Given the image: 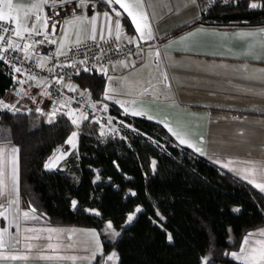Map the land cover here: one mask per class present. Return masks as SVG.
<instances>
[{"label": "trees", "instance_id": "obj_1", "mask_svg": "<svg viewBox=\"0 0 264 264\" xmlns=\"http://www.w3.org/2000/svg\"><path fill=\"white\" fill-rule=\"evenodd\" d=\"M93 1L99 8L118 10V6ZM250 2L264 5V0H238V4L199 0L200 18L220 25L263 24L264 7L251 9ZM120 20L124 31L132 34L133 25L125 13L121 12ZM72 81L90 97L103 98V73L80 71ZM10 83L0 66V97ZM48 114L0 107V124L8 126L9 141L19 149L21 207L34 208L50 225L96 228L101 233V252L115 249L117 264H201L205 256L214 264H243L223 253L237 249L246 232L264 224V193L259 189L180 145L161 123L129 115L126 118L133 128L125 131V138L103 134L97 123L81 119L76 149L57 168L46 170V159L74 129L68 116L57 113L49 123ZM145 134L162 141L163 147ZM152 158L155 173L150 167ZM96 168L101 180L94 184ZM73 198L78 202L75 209L71 207ZM137 205L144 211L130 225L122 226ZM86 207L96 208L100 215L90 214ZM233 208L240 211L234 213ZM156 209L164 221L157 219ZM106 221L120 228L121 235L106 239L102 231ZM157 224L172 234L174 243L167 242L165 231ZM100 256L79 264H100Z\"/></svg>", "mask_w": 264, "mask_h": 264}, {"label": "crops", "instance_id": "obj_2", "mask_svg": "<svg viewBox=\"0 0 264 264\" xmlns=\"http://www.w3.org/2000/svg\"><path fill=\"white\" fill-rule=\"evenodd\" d=\"M37 2L38 0H12L14 7L11 16L15 18L12 20L14 27L17 23L21 30L33 27V20L37 15L33 5ZM124 2L130 3L132 0ZM142 4V10L148 15L153 35L157 40L139 41V33L134 27L132 34L127 33L120 20L119 40L125 42L128 38L135 37L137 42L144 43V46L140 48L142 50L138 49L132 55L108 61L104 68L106 73L102 71L103 69L98 71L105 76L103 96L107 89L111 97L104 101L120 112L125 113V109L128 112L141 111L145 115L139 117H152L150 120L161 123L167 131L171 128L181 138L201 148L203 156L213 162L233 161L232 166L237 169L254 168L256 170L254 178L257 182L264 183V49L260 46L264 37L251 38L250 42L255 48L253 56L243 54L247 50L248 42L236 39L232 35L240 31L264 29V23L254 25L208 23L200 18L199 0H196L195 4L190 0H142ZM115 6H118L117 11L123 12L119 5ZM45 8L46 6L39 14L44 15ZM0 10L7 11L3 5H0ZM105 12L112 16L111 34L103 16ZM94 13L97 14L95 22L97 39H101L102 26L104 38L117 37L115 30L117 18L112 11L97 7L93 0H85L81 14L67 18V22L56 20L59 23L54 34L57 40L55 50L64 52L75 44L77 39L81 42L90 40L93 33L89 21ZM53 21H47V33H52ZM24 36L28 34L24 33ZM16 39L20 38L14 35V41ZM157 51L159 56L156 55ZM38 61L43 62V59ZM34 77L36 79H30L29 82L31 80L36 84L43 82L41 77ZM72 110L77 109L71 107L67 112ZM9 164L11 178V161ZM14 198H17V194L12 190L6 196L0 195V204L4 205L0 211L7 212L6 217H0V229H7V240L11 241L13 236H17L20 243L14 248H0V264L86 262L82 259L84 257L77 255L54 253L55 249L50 250L52 254L42 255V252L38 256L31 255L26 246L30 241L28 239L21 241L22 227L50 224L36 213L34 215L38 217L37 219H23L22 213L30 209L21 207L19 203L10 207L8 201ZM15 216L20 217L18 228L13 221ZM86 228L78 232L88 233L96 230L94 227ZM261 229H264V224L249 230L244 236ZM44 233L49 234L43 231L37 244L42 245V239L45 241ZM35 234L36 231L33 232V237H28L29 240H33ZM242 239L239 247L230 252L240 250ZM255 239L264 237L257 235L253 238ZM24 242L26 245L23 247ZM42 248L40 247V250ZM12 256L27 258L13 260ZM69 257L76 259L72 260Z\"/></svg>", "mask_w": 264, "mask_h": 264}, {"label": "snow or ice", "instance_id": "obj_3", "mask_svg": "<svg viewBox=\"0 0 264 264\" xmlns=\"http://www.w3.org/2000/svg\"><path fill=\"white\" fill-rule=\"evenodd\" d=\"M192 4L196 3V0H190ZM75 3L76 5L79 6V8L82 10L85 7V0H61V4L58 10L57 7V0H51V3L49 0H38L37 3L33 5V8L36 9L37 15H35L34 20H33V27L31 29L25 27L23 30H21L19 23L16 24L15 27L7 26L4 23H0V61H3L4 64L9 68V70L13 73H26V69L21 67H17V64L23 65L24 62L29 61L32 59V56L30 54L31 49L33 48V44L31 43H25L21 45L20 43H13L10 40V37L14 34L15 37H18L20 39H25L24 33L28 34V38H31L33 36H40L43 37V39L36 41L35 43L38 44H43L45 42H50L52 44H56L57 40L48 39V33H47V14L41 15L39 14L42 11V8L46 6L48 8V11L51 13L52 16L56 17L59 16L60 11H64L63 5H68V4H73ZM101 3L104 5L112 6V5H119L120 9L123 10L124 13H126L127 17L130 18V21L134 27V29L139 33V41H150L154 40L155 37L153 35V30L151 23L149 22V17L148 15L142 10L143 9V4L142 0H132L130 3L124 2V0H101ZM224 3H231V4H238V0H224ZM0 5H3V8L6 9L7 11H2L0 10V22H7L10 20L15 19L14 17L11 16V12L13 11V3L12 0H0ZM264 7V5H261L257 2H250L249 3V8L251 9H258ZM112 13L116 16V22H115V30H116V35L117 37L120 36V18H121V12L117 11L116 8L112 7L111 8ZM71 12L74 14L76 12V8L73 7L71 9ZM69 16V12L65 11V17H64V22H67V18ZM104 18L106 19L108 23V31L109 34L112 32V16L108 14V12H105L103 14ZM96 17L97 14L94 13L92 19L89 21V23L92 24V36L91 40L95 41L97 39L95 33H96ZM57 23L59 21L54 20L52 23V35L56 33V27ZM36 25H39L37 27ZM103 32L104 28L103 26L101 27V36L100 38L103 39ZM234 38L244 40L248 42V47L245 53V55H255V48L254 45L250 42L251 38L256 37V36H261L264 37V29H258L256 31H240L232 34ZM9 37V39H5V37ZM183 39V38H182ZM129 44H133L136 49H140V43L137 42L135 37L128 38L127 41ZM7 44V47H4V44ZM77 44H80L81 41L79 39L76 40ZM179 43V42H177ZM261 49H264V41H261ZM9 53L13 55H8ZM60 55H67L66 52H60ZM132 52H129V55H131ZM156 55L159 56V51L156 52ZM93 60L97 59V57L93 56ZM86 63L85 60L79 61L80 65H84ZM38 67L43 68L45 65L43 62H40ZM61 67H69V68H77V62L74 60H70L67 64L61 65ZM54 69H49V71H52ZM80 71L84 72H91L92 69L90 67H83L82 69L77 70V75L80 74ZM104 73H106V69L102 70ZM29 79H36V77L29 75ZM55 79V78H54ZM167 79V76L165 74V80ZM18 83H23L24 81H17ZM56 83H62L63 82V77H59L58 79L55 80ZM71 91L76 92L78 89L76 87H71ZM20 93H17L19 95ZM44 95L50 96L51 93L45 91ZM87 95V90L84 92H80V96L84 97ZM111 97L108 95V91L106 89L104 96L102 100L99 102L101 108H105L106 105L103 104V99H110ZM93 108H96V104L91 105ZM0 107H3L4 109L8 110H15V105H10L8 103L3 102L0 100ZM39 110V109H38ZM59 112V109L53 108V110L48 114V122L52 123ZM125 114L126 115H135V116H144L145 114L141 111H133V112H128L127 109H125ZM64 115H67L69 117V123L73 126H76L77 128L79 127V124L81 122V119H87V116H82L81 118H77L76 116V110H72L70 112L64 113ZM147 119H152V117H146ZM130 127V126H129ZM115 131V130H113ZM168 131L172 133V136L176 138V140L179 142L180 145H186L189 148H194V151L196 153H199L200 155H204V152L201 148L195 147L192 143H190L188 140L181 138L180 135H178L176 132H173L171 128H168ZM146 138L151 140L152 138L150 136H147L145 134ZM78 137V132L77 131H71L70 135L68 138L65 140V144L69 145L71 149L76 148V140ZM153 143L157 145V147H160L161 145L159 144L158 141L153 140ZM19 152V149L13 148L12 149V168H11V179H12V192L17 194V198H14L10 201H8L9 206L11 207L12 205H18L19 200H18V159H17V153ZM69 152H63L61 149H57L56 152L53 153L52 157L49 158L48 161L45 162L44 168L46 170H52L57 168V164L61 159L66 158L67 155H69ZM218 165L223 167L224 169H228L230 172L235 173L239 178L247 181L248 183L252 184L256 189H259L262 193H264V183L262 182H257V180L254 178L256 174V170L254 168H244V169H237L233 167V161H227V162H221L219 160L215 161ZM114 166L117 168L119 171V165H117L115 162H113ZM150 167L155 173L156 171V161L152 160L150 162ZM97 172V175L93 179V183H97L98 181L101 180L100 175L98 174V170H94ZM109 180L111 179L110 177L108 178ZM2 183V182H0ZM3 193H0L2 195ZM130 195H136L135 192H130ZM78 205V202L76 200L71 201V207L76 208ZM4 207L3 204H0V208ZM85 211H89L90 214L92 215H100L98 211L95 210H88L85 209ZM144 209L141 206H137L134 211L130 214L127 215L126 217V225H130L134 219L136 218V215L138 213H142ZM156 211V217L159 221H164L165 217L159 212L158 209ZM240 211L239 208H233L234 213H238ZM30 213L32 215L30 216ZM35 209L31 208L30 211H24L22 213L23 219L27 220L29 218L31 219H37L34 215ZM7 212L6 211H0V217H6ZM19 216L13 217V221L16 223V227H19ZM11 223V222H10ZM153 223H157L156 220L153 221ZM157 226L161 227L162 231H165L166 234V240L169 244L174 243L173 236L170 232H167L166 229H163L160 224H157ZM34 231V230H33ZM55 231V230H53ZM231 231V230H229ZM104 232L109 234V238L113 239L115 237H118L121 235L119 231H113V225L109 221L107 223V227L105 228ZM101 233H97L94 230L91 231L90 235L92 236V239L94 241V246H93V257L100 253L102 251L100 242H99V235ZM7 235V229H0V248H14L17 244L20 243V240L17 236H13L11 238V241L6 239ZM259 235L260 237H264V229L259 230L258 232H249L246 236L243 237V242L242 246L240 247V250L233 251V252H224L223 255L230 257L233 261H241L243 264H264V239H255L253 238L255 236ZM25 239H30L28 237H25ZM29 249L34 247L32 244H27L26 245ZM48 247H54L53 245H48ZM27 257L25 256H12L11 259L16 260V259H26ZM45 259H52L53 257H43ZM69 259L75 260L76 257H69ZM118 256L115 252L109 254L106 258L105 264H107L108 261H114L118 260ZM202 264H214V261L210 259V257L205 256L201 258Z\"/></svg>", "mask_w": 264, "mask_h": 264}, {"label": "built area", "instance_id": "obj_4", "mask_svg": "<svg viewBox=\"0 0 264 264\" xmlns=\"http://www.w3.org/2000/svg\"><path fill=\"white\" fill-rule=\"evenodd\" d=\"M61 1L57 2V7L59 10ZM64 11H60L59 16H52L45 8V14H47V21L53 20H64L65 11L69 12V16L73 17L82 13L78 5L75 3L63 5ZM75 7L76 12L73 14L71 9ZM4 23L7 26H13L12 20ZM48 39H55L54 35L48 33ZM9 39V37H5ZM43 39L40 36H33L25 39H16L14 41V34L10 37L11 42L20 43L21 45L25 43L33 44V48L30 51L32 59L23 63V65L17 64V67H23L27 71L26 73H13L0 61V66L4 72L11 78V83L6 88L4 94H8L11 100H2L10 105H15L18 109H35L38 111H44L50 113L53 108L59 109L58 113H67V109L74 107L81 112L82 116H87V120L94 121L98 124L101 131L105 134H113L125 138V131H131L132 126L130 121L126 118V114L114 109L111 105L103 99V104L106 105L105 108H101L99 102L102 98H93L89 95L84 97L80 96L78 87L73 83L72 76L77 73L78 69L83 67H90L92 70L101 71L104 69L107 62L115 58L126 57L131 51L132 54L136 53L138 49L134 47L133 44H129L127 41L121 42L118 37L108 36L103 39L86 40L80 44L71 45L66 51L67 55H60V52L55 50V44L50 42H45L43 44L35 43ZM157 39H154L156 41ZM140 43V48L144 46V43ZM7 47L5 43L3 45ZM131 54V55H132ZM8 55H13L9 53ZM95 56L97 59L93 60L92 57ZM38 59H43V68L38 67L40 63ZM70 60L77 62V68L61 67V65L67 64ZM85 60L84 65H80L79 61ZM49 69H54L49 71ZM29 75L39 76L43 79V82L36 84L33 80L29 82ZM63 77L62 83H56L55 80L59 77ZM55 78V79H54ZM24 81L23 83H18L17 81ZM71 87H76L78 90L73 92L70 90ZM47 91L51 93L50 96L44 95ZM17 93H20L17 95ZM3 94V95H4ZM3 95L0 97L2 98ZM14 97V98H13ZM96 104V108L91 105ZM67 116V115H66ZM130 126V127H129ZM115 130V131H113Z\"/></svg>", "mask_w": 264, "mask_h": 264}, {"label": "rangeland", "instance_id": "obj_5", "mask_svg": "<svg viewBox=\"0 0 264 264\" xmlns=\"http://www.w3.org/2000/svg\"><path fill=\"white\" fill-rule=\"evenodd\" d=\"M208 1H213V0H208ZM6 99L11 100V98H9V95L5 93L3 97L0 98V100H6ZM76 116L77 118L82 117L81 112L79 110H76ZM72 131H77V127L74 126V129ZM70 133L67 135L65 140L68 138ZM65 140L54 149V151L51 153L52 155L54 152H56L58 148L61 149L63 152H69V153L72 150L76 149V148L71 149L69 145L65 144ZM151 140H155V139L152 138ZM156 141H158L161 147H163L164 143L162 141H159V140H156ZM13 148H16V146L13 145L9 141L8 126L6 124H0V182H2L0 183V193H3L2 195H5V196L12 190V182H11L10 172H9V167H10L9 161L12 160V149ZM49 158L50 156L46 159V161H48ZM152 160H155V158H152L150 162ZM94 170H97V168ZM86 209L97 211L96 208L86 207ZM133 211L134 210L130 211L128 214L132 213ZM125 221H126V218H125ZM125 221L122 224V226L126 224ZM108 222L109 221H106V225L102 227L103 232L105 228L107 227ZM81 228H84V229H81ZM86 229H87L86 227H80V226H53V225L51 226V225H40V224L39 225L34 224L29 227L23 226L21 241H24L25 237H33L32 236L33 232L36 231L37 234H35L34 239L33 240L28 239V241H30L29 243L34 245V247H32L31 249L28 248L29 249L28 251L31 255L38 256V255H41L42 252H43L42 255L52 254L50 250L55 249L54 253H59L60 255H63V254L77 255V257H84L82 259L86 262H89L96 257V255L94 257L92 255L94 241L92 239V236L90 235L91 232H88V233L78 232V231H82ZM43 231L49 232V234H45V233L43 234V236H45L44 237L45 241L42 239L43 243L42 245H39L37 243L40 240V236ZM113 231L120 232V228L113 227ZM95 232L99 233L97 229L95 230ZM105 234H106L105 238L110 239L109 234L106 232ZM228 238L231 239V231H228ZM99 242H100V237H99ZM25 243L26 242L23 243L22 245L23 247L26 245ZM48 245H53L54 247L50 248L48 247ZM40 247L41 248L43 247L42 250H40ZM48 248L50 249L47 250ZM113 252L116 253V251L113 249L109 250L106 253H102V252L98 253L101 255L99 257L100 264H105L107 256ZM107 264H117V262L116 260L108 261Z\"/></svg>", "mask_w": 264, "mask_h": 264}]
</instances>
